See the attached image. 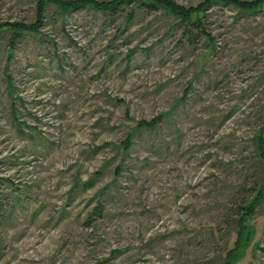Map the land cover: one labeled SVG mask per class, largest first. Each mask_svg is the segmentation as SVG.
Returning a JSON list of instances; mask_svg holds the SVG:
<instances>
[{"label":"rangeland","instance_id":"374dc122","mask_svg":"<svg viewBox=\"0 0 264 264\" xmlns=\"http://www.w3.org/2000/svg\"><path fill=\"white\" fill-rule=\"evenodd\" d=\"M78 1L0 0V264H264V0Z\"/></svg>","mask_w":264,"mask_h":264},{"label":"trees","instance_id":"16d2710c","mask_svg":"<svg viewBox=\"0 0 264 264\" xmlns=\"http://www.w3.org/2000/svg\"><path fill=\"white\" fill-rule=\"evenodd\" d=\"M47 1H54L55 3H58L59 6H61L62 9H64L65 7H67L64 10L69 9V5H71V2H66V0H39L38 2V15H40L43 12V9H45L44 5L47 3ZM131 1H139L140 2V7L145 9V10H149V11H157L160 10L162 7V2L161 0H110V1H104V2H100L97 0H79L77 3L80 4H92L95 5L97 8L102 9L104 11H108V12H116L119 9H121V7L124 4H131ZM187 20V25L191 26L192 28H196L198 30H203V26H204V22L197 18V19H192L190 17H186L184 18V20ZM12 25H15V27L21 31L23 30H33L38 28V24L36 23H30V24H24V23H13ZM36 27V28H35ZM11 58V54L9 56ZM162 115H159L157 117H154L151 120H140L137 124L138 128H152L154 126H156V124L158 123V121H160ZM258 134L255 137V141H256V147H257V156L259 158V161L262 164L263 167V178L257 182V186H255V191H259V194H264V124H262L259 128H258ZM129 140L127 142H125V146L126 148L129 147L130 142ZM246 200L245 202H243L242 204L237 206L236 209V214L237 215H241L240 217V226L239 229L241 232L247 230V219H246V215L250 213L249 210L250 208L247 207L246 205ZM98 208L96 207L95 210H97ZM235 251V250H234ZM238 256V254H232L230 256V258L228 259V261L225 264H232V260L236 259Z\"/></svg>","mask_w":264,"mask_h":264}]
</instances>
